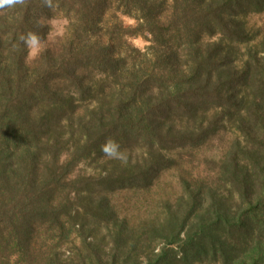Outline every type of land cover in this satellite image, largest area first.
Listing matches in <instances>:
<instances>
[{"label": "trees", "instance_id": "1", "mask_svg": "<svg viewBox=\"0 0 264 264\" xmlns=\"http://www.w3.org/2000/svg\"><path fill=\"white\" fill-rule=\"evenodd\" d=\"M263 13L0 0V264H264Z\"/></svg>", "mask_w": 264, "mask_h": 264}, {"label": "rangeland", "instance_id": "2", "mask_svg": "<svg viewBox=\"0 0 264 264\" xmlns=\"http://www.w3.org/2000/svg\"><path fill=\"white\" fill-rule=\"evenodd\" d=\"M124 22L127 26H134L135 25V22L132 21L131 19H124ZM247 22H248V26H250V28H253L255 31V34L257 35L256 42H259V43L264 42V13L260 14V15H253V16L249 17L247 19ZM50 26H51V33H50L47 41L44 43L38 42V44H39L38 55L34 58H30V56H29V63L30 64L34 63V61L39 56L40 52H42L47 46L54 45V44L58 43L59 39H61L65 33L67 21L64 20L63 18L55 19L50 23ZM132 43L134 46H136L140 49H145L148 46V43L142 38L133 39ZM83 168H86L87 172H89V173L96 174L98 172L97 166L95 164L91 165V166L89 165L87 167L85 165V166H83ZM115 198L117 201V205L121 211H125V212L133 211V208L135 205V200H133L134 198L132 195H128L127 192H123V193L117 194ZM142 211L145 212V211H147V209L142 207ZM76 243L79 244V241H77Z\"/></svg>", "mask_w": 264, "mask_h": 264}, {"label": "clouds", "instance_id": "3", "mask_svg": "<svg viewBox=\"0 0 264 264\" xmlns=\"http://www.w3.org/2000/svg\"><path fill=\"white\" fill-rule=\"evenodd\" d=\"M8 2H11V0H8ZM27 44L30 48V58L36 57L39 53V44L37 38L35 36H30L27 40Z\"/></svg>", "mask_w": 264, "mask_h": 264}]
</instances>
